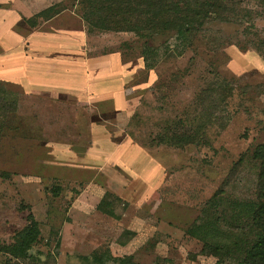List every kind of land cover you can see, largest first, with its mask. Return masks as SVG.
<instances>
[{
  "label": "rangeland",
  "instance_id": "374dc122",
  "mask_svg": "<svg viewBox=\"0 0 264 264\" xmlns=\"http://www.w3.org/2000/svg\"><path fill=\"white\" fill-rule=\"evenodd\" d=\"M81 2L0 0V264L240 263L238 233L257 230L264 3L194 0L172 28L142 10L134 33L95 28ZM30 215L38 242L15 259L2 247ZM208 226L227 257L202 255Z\"/></svg>",
  "mask_w": 264,
  "mask_h": 264
},
{
  "label": "trees",
  "instance_id": "16d2710c",
  "mask_svg": "<svg viewBox=\"0 0 264 264\" xmlns=\"http://www.w3.org/2000/svg\"><path fill=\"white\" fill-rule=\"evenodd\" d=\"M220 1L228 2V0ZM248 1L264 3V0ZM193 2L194 0H82L81 3L84 7V18L95 28L138 33L140 32V20L135 18V14L142 12V10L145 16H148L150 12L153 14V19H163L164 28H172L178 26V15L182 8H187L190 11ZM208 6L212 7V5ZM148 8H151V10L147 12ZM222 12H228V10H222ZM197 14L195 13V15ZM176 30H178V27ZM3 104L5 102L1 100L0 106ZM253 155L260 164L257 193L259 206L251 214L252 224L257 230L250 229L251 240L248 239L250 236H246L248 231L241 229L238 233L237 247H242V244L247 246L244 249V256L238 264H264V145L259 146ZM210 207L217 208L215 198L210 203ZM218 218L217 221H220ZM28 220L29 224L15 235L14 243L2 247L3 251L9 253L15 259L28 258L32 247L38 242L40 236L39 224L32 215L29 216ZM245 225L248 226L247 223ZM208 227L211 229H205L204 231L203 228H200V237H204L202 239L204 242L202 255L218 257L224 254L227 257L228 248L234 247V245L223 243L220 237L214 235L215 231H219L223 237L227 231H222L216 227L212 228V226ZM218 241L219 243H217ZM126 261L127 264H133L131 257L120 260L124 264ZM7 264H11V261ZM217 264H220L219 261Z\"/></svg>",
  "mask_w": 264,
  "mask_h": 264
},
{
  "label": "crops",
  "instance_id": "0c3cea01",
  "mask_svg": "<svg viewBox=\"0 0 264 264\" xmlns=\"http://www.w3.org/2000/svg\"><path fill=\"white\" fill-rule=\"evenodd\" d=\"M41 40L47 41V39H45V38H43V39H41ZM44 41H43V42H44ZM40 43H42V42H40ZM45 45H48V42H47ZM44 48H46V47H44ZM36 72H37V71H36ZM21 76H23V75H21ZM21 76H19V77H21ZM82 76H83V75L80 74L79 72L77 73V77H78V78H79V77L81 78ZM17 77H18V76H17ZM24 77H25V76H24ZM82 78H83V77H82ZM20 79H23V77H21ZM125 145H126V144L124 143V144H121V145L118 146V149H117V150H118V152H120L118 156H120V157L122 156L121 153L123 154V149H124V151H125V149H126V146H125ZM127 150H128V149H127ZM152 165H153V164H152Z\"/></svg>",
  "mask_w": 264,
  "mask_h": 264
}]
</instances>
